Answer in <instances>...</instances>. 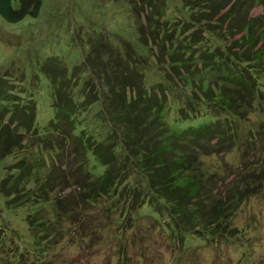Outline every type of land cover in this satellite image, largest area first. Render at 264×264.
Returning <instances> with one entry per match:
<instances>
[{
	"label": "trees",
	"instance_id": "obj_1",
	"mask_svg": "<svg viewBox=\"0 0 264 264\" xmlns=\"http://www.w3.org/2000/svg\"><path fill=\"white\" fill-rule=\"evenodd\" d=\"M119 1L125 2L132 10L139 5L146 9L144 16L147 22H151L154 15L161 16L165 4L164 0ZM39 3L40 0H4L0 15L9 22H15L33 15ZM182 4L190 10L189 23L197 26L200 33H205L209 41H230L225 49L223 45L216 46L223 52L213 55L208 67V62H202L204 73L201 78L206 88L202 80L198 85L203 95L214 88L216 93L210 94L209 101L214 97L210 108L223 109L225 116L183 127L185 120L194 114L191 112L186 116L192 108L189 106L185 111H179L178 119L171 117L166 120L163 110L166 88L160 89V97L141 88L137 82L127 78L119 59H113L109 66L103 68L105 66H97L90 55L82 66L77 63L68 71L58 59L48 57L39 64L38 70L49 83L53 117L39 131L34 125L35 103L32 97L38 83L37 75L33 73L31 79L24 71L13 78L18 85L27 83L26 91L32 97L17 101L9 83L5 82V77L10 75L3 72L0 75V159L15 151L22 153L18 160L4 168L6 173L0 179V195L8 207L13 203L16 208L28 203L35 206L47 202L49 193L58 184L65 185L73 179L81 201L79 205L92 206L102 200L108 203L106 197H112L114 199L110 200L116 199L115 208L124 204L127 214H130L146 203L155 214L162 212L166 215L171 231L189 233L205 240L208 235L225 236L231 232L229 219L243 201L260 190L264 173V144L259 145L253 129L248 128V134L241 136L237 126L232 125L233 121L246 119L252 108L264 109V103L259 101L261 90L258 83L259 74H264V37L261 44L259 41L264 30L260 29L256 17L247 16V11L254 5L264 7V0H182ZM182 39L184 48L193 41L192 34ZM181 53L179 46L170 47L165 53L171 67L187 65L180 58ZM199 59L204 60V57L199 56ZM207 59L209 61V56ZM77 66L81 68L78 71ZM81 70L87 77L92 73L96 76L95 88L85 81V77L81 78L84 86L78 94V102H75L70 94L71 83L78 81ZM185 79L193 82L187 75ZM30 83L35 87L30 88ZM25 87L19 91L24 92ZM83 87H88V90ZM95 103L98 109L93 116L107 122L108 130L99 139L80 136L74 131L73 117ZM228 118L232 119L228 121ZM48 134L52 135L51 142L57 148L62 147L59 151L64 157L67 156L65 147L68 142L74 144L73 153H78L79 159L72 173L55 176L53 169L38 173L45 167V157L40 155L30 159L33 151L28 149L33 137L39 147L49 142ZM25 137L30 138L27 149H24ZM48 145L50 152L57 149ZM256 148H259L260 156L256 155ZM235 149L239 152V162L233 163L231 168H223L217 173L203 164L211 154L221 155ZM249 149L255 153L254 160H248L244 153ZM88 152L93 157L91 165L94 168L91 169L85 163ZM129 177L135 179L132 186L123 183ZM29 181L32 187L24 189ZM59 195L52 197L48 210L41 206L25 216L27 229L32 235L49 216L57 224L64 220L69 226L78 225V202L65 203ZM121 253L124 256L123 251Z\"/></svg>",
	"mask_w": 264,
	"mask_h": 264
},
{
	"label": "rangeland",
	"instance_id": "obj_2",
	"mask_svg": "<svg viewBox=\"0 0 264 264\" xmlns=\"http://www.w3.org/2000/svg\"><path fill=\"white\" fill-rule=\"evenodd\" d=\"M164 2L162 15H154L151 22H147L144 16L146 9L139 5L132 10L119 0H40L33 15L24 16L18 21L9 22L0 15V75L3 72L10 75L5 77V82L9 83L17 101L33 97L34 125L39 131L53 117L49 83L38 70L39 64L48 57L58 59L68 71L77 63L84 64L90 55L94 63L105 66L103 68L109 66L113 59H119L127 78L137 82L141 88L159 97L162 96L160 89L166 88L163 105L166 120L171 117L178 119L179 111H185L189 106L192 108L186 116L191 112L194 114L185 120L183 127L225 116L223 109L210 108L214 99L209 101L210 94L216 93L214 88L203 95L198 85L203 79L202 62H208V67L213 55L223 52L216 46L223 45L225 49L230 41H209L205 33H200L197 26L189 23L190 10L183 6L182 0ZM3 3L4 0H0V7ZM220 13L222 11L218 15ZM247 16L256 17L260 29L264 30L263 6L254 5L247 11ZM191 34L193 41L184 48L182 38ZM263 37L264 34L259 40L260 44ZM178 46L179 51L183 52L180 58L187 65L173 68L165 53L169 52L170 47ZM199 56L204 60H200ZM100 59L102 63H99ZM80 69L77 66L76 71ZM18 72H24L31 79L33 73L37 75V87L34 83L29 85L30 88L35 87L32 97L26 91L27 83L18 85L13 79L19 76ZM79 73L78 81L71 83L70 94L75 102H78V94L84 86L81 78L85 77L93 88L96 82L93 73L89 77L83 70ZM185 75L188 79L192 77L193 82L185 81ZM259 76V101L264 103V74L260 73ZM203 86L206 88L204 82ZM24 87V92H20ZM84 90H88V87ZM97 109L98 104L95 103L73 117L74 131L80 136L99 139L107 132L108 123L93 116ZM263 111L254 107L247 113L246 119L232 122L242 133L241 136L248 134V128L253 129L260 146L264 144ZM231 119L228 118V121ZM47 139L48 144L57 148L51 142L52 135L48 134ZM24 142V149H27L30 138L25 137ZM35 142L33 137L28 149L33 151L30 159L40 155L45 157V167L43 171H38L39 174L53 169L55 176L68 175L76 169L79 158L76 156L78 153H73V143L68 142L65 147L67 156L64 157L59 151L62 147L50 152L46 142L40 147ZM255 151L259 155V148ZM244 153L248 160H254L252 149ZM21 155V152L15 151L0 159V179L6 173L4 168ZM86 157L87 168H94L91 153L88 152ZM71 158L73 166L70 167ZM238 162L237 149L221 155L211 154L203 160L209 170L217 173ZM262 176L260 190L243 201L229 219L231 232L225 236L208 235L206 240L200 236H190L189 233L171 231L166 215L162 212L155 214L146 203L130 214H127L124 204L115 208L116 199L110 200L114 199L112 197H106L108 203L100 201V198V202L92 206L79 205L81 201L77 197L79 193L73 179H69L65 185L58 184V188L49 193V201L35 206L28 203L15 208L13 203L8 207L0 195V264H264V173ZM134 181L129 177L123 183L132 186ZM31 187V181L24 185V189ZM58 193L65 203L78 202V225L69 226L64 220L57 224L49 216L32 235L27 229L25 216L41 206L48 210L52 197ZM52 223L53 226H48Z\"/></svg>",
	"mask_w": 264,
	"mask_h": 264
}]
</instances>
